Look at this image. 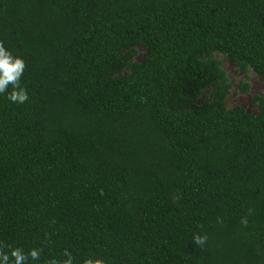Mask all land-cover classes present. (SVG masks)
Masks as SVG:
<instances>
[{
	"label": "trees",
	"instance_id": "trees-1",
	"mask_svg": "<svg viewBox=\"0 0 264 264\" xmlns=\"http://www.w3.org/2000/svg\"><path fill=\"white\" fill-rule=\"evenodd\" d=\"M0 44L29 97L0 94V247L264 264V96L228 108L217 59L264 84V0H0Z\"/></svg>",
	"mask_w": 264,
	"mask_h": 264
},
{
	"label": "clouds",
	"instance_id": "clouds-1",
	"mask_svg": "<svg viewBox=\"0 0 264 264\" xmlns=\"http://www.w3.org/2000/svg\"><path fill=\"white\" fill-rule=\"evenodd\" d=\"M25 70V62L22 58L14 57L2 44H0V94H7V99L12 103H24L29 99L27 91L21 86V77ZM11 86V91L9 87ZM206 237H194L197 245H203ZM67 257L63 264H73L71 254L65 252ZM41 252L38 249H31L25 253L20 248L5 251L0 247V264H30L39 261ZM50 264H57L56 260Z\"/></svg>",
	"mask_w": 264,
	"mask_h": 264
},
{
	"label": "rangeland",
	"instance_id": "rangeland-1",
	"mask_svg": "<svg viewBox=\"0 0 264 264\" xmlns=\"http://www.w3.org/2000/svg\"><path fill=\"white\" fill-rule=\"evenodd\" d=\"M138 51L137 61H142L145 51L141 47H138ZM217 59L221 61L222 68L228 78V88L225 97L226 106L231 109L240 107L251 114H258L259 107L255 99L264 96V84L261 79L253 71H248L247 73L239 71L232 61L222 55H218ZM244 84L249 86L247 92L241 88ZM209 94L210 91L208 90L198 102L201 103L207 100Z\"/></svg>",
	"mask_w": 264,
	"mask_h": 264
}]
</instances>
